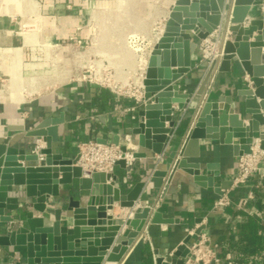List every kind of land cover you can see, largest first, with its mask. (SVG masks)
Returning a JSON list of instances; mask_svg holds the SVG:
<instances>
[{"label": "water", "instance_id": "1", "mask_svg": "<svg viewBox=\"0 0 264 264\" xmlns=\"http://www.w3.org/2000/svg\"><path fill=\"white\" fill-rule=\"evenodd\" d=\"M252 6L256 7L254 20L248 17ZM263 6L264 0L176 1L151 52L142 82L146 103L138 112V125L133 130L140 147L160 157L174 147L175 138L183 128L179 120L182 112L175 106L186 109L192 101L188 93L181 91L178 81L191 71L197 41L220 31L225 56L220 65L216 63L207 71L197 91L200 102L188 124L184 141L187 144L168 154L170 161L165 169L152 173L148 182L155 188L163 190L165 179L174 169L189 174L197 183L215 188V178L221 176L220 166L191 161L200 157L202 140H210L213 145H232L236 157L251 152L250 140L255 135L262 139L264 148ZM256 32L259 36L250 42ZM232 63L251 82V86L239 92L244 99L240 106L226 107L225 104H231L229 100L225 104L205 101L216 73L230 72ZM64 121L63 116L47 118L27 131V137H40L46 143L41 150L42 162L26 148L0 143V224L7 225L0 236V246L24 247L20 256L12 258L9 264H120L144 234L148 222L172 224L175 220L151 208L144 209L145 218L139 212L126 220L114 218V204L132 208L148 182L136 183L125 194L116 186L115 174L89 172L78 165L79 155L68 158L55 153L59 125ZM115 144H120L119 138ZM146 156V153H134L136 159ZM116 165L127 168L124 159ZM233 184V181L223 182L215 191L223 196ZM61 186L69 189L62 192ZM17 194H23L27 201L21 202ZM123 225L131 230L120 236L118 232ZM203 229L195 231V235L205 234L209 238ZM192 241L193 236L189 235L174 252L165 256L156 253L155 264H173L174 257L182 258L186 264L192 258L190 246L195 242ZM0 264H3L1 258Z\"/></svg>", "mask_w": 264, "mask_h": 264}, {"label": "crops", "instance_id": "2", "mask_svg": "<svg viewBox=\"0 0 264 264\" xmlns=\"http://www.w3.org/2000/svg\"><path fill=\"white\" fill-rule=\"evenodd\" d=\"M29 1L32 2V0ZM33 1L37 7L35 17H40V27L35 34L22 32L21 28L28 20L27 17L18 12L0 13V76L2 77L10 78L13 67L18 62L25 66L31 65V45L35 44L36 38L42 42L56 44L66 43L70 38L81 39L87 46H93V52L98 56L102 53L105 57L104 61H116L115 51H119L118 55L123 58L127 49L123 44L120 48H115L110 44L113 41L111 39L108 41L110 43L106 45L97 37V29L92 23L94 18L100 21V17L96 13L108 14L113 18L121 6L128 8L130 5L139 3L140 14L145 18L152 17V14L149 13V6L153 0ZM176 1L165 0L164 9L153 17L158 18L157 20L162 26L161 29L165 27V22ZM124 3L125 5H123ZM255 9L256 7L252 6L248 14V17L253 20L257 17ZM262 10H264V6ZM116 31L119 32L115 29L112 33H116ZM142 32L149 40H153L154 30L153 33L152 31L148 33L145 28ZM218 33L220 34V31H217ZM259 34V32L254 33L250 42H254L255 37ZM228 35L231 34L228 33ZM32 36H36V38L33 39ZM95 40H98L97 47L94 46ZM197 42L200 43L199 40ZM262 45L264 52V42ZM64 51H67V48ZM128 59L130 61L129 71L132 74L136 63L134 59ZM206 73V66L201 63V53L197 47L192 55L191 71L178 81L181 91L188 93L192 101L186 109L181 105L175 106L177 111L182 112L179 120L183 124V128L175 138L174 147L169 148L162 158L152 151L140 147L137 137L133 135V130L138 125V112L143 106L137 112H132L130 111L134 105L132 99L117 96L109 89L86 82L70 83L60 87L54 93L45 94L32 100L30 95L26 102H8L5 97L1 96L0 143L26 148L29 153H32V147L37 138L27 137V131L34 129L47 118L60 119L61 116L65 121L59 125V141L54 143V151L62 153L68 158H75L78 155V147L82 142L93 139L107 140L109 143L115 144L116 138H119L121 142L126 135H131L135 145L132 150L135 153H146L147 156L136 159L132 164H128L127 168L115 165L110 171L117 176L116 186L126 194L136 183L148 182L154 170L165 169L166 164L170 161L168 154L173 149L187 144V141L185 143L184 141L189 129L188 124L198 108L200 96L197 91ZM249 86H251L249 76L242 70H237L235 63H232L230 72L218 71L216 73L205 101L225 104L229 100L231 104H225L226 107L237 108L244 100L239 96V92ZM258 102H260V98H258ZM262 132H264V127ZM257 136L255 135V137ZM235 142L237 141L235 140ZM200 150V157L191 159V161H199L204 165L214 163L220 166L221 176L215 178V188L218 189L223 182L234 181L238 175L240 157L234 156L232 145H213L210 140H202ZM107 183L109 184V182ZM260 187L261 178L258 175L252 176L245 184H233L224 193L230 204L217 209L215 203L221 198V195L215 191V188L195 182L192 176L182 170H173L169 178L165 179L163 190L155 188L151 182H148L139 199L140 203L148 206L138 211L141 213L140 217L145 218L144 209L151 208L161 212L165 218L174 219L175 222L172 224L148 222L144 234L131 246L120 264H155L156 253L158 256H165L174 252L189 235L193 236V241L197 240L199 237L195 235V231L202 227L204 228L202 232L209 236L210 245L218 252V255L221 258L225 256L226 260L230 255L232 260L229 246L241 239V229L245 221L253 217L264 226V213L260 212L256 204L250 203L248 206H242V201L251 193L254 197L255 191ZM67 188L69 189L67 186H61L62 192ZM19 197L21 202L27 201L23 194ZM113 216L122 220L133 218L131 210L122 208L117 202L114 204ZM5 228L7 225L0 224V236L4 234ZM130 230L131 228L123 225L118 234L122 236ZM114 246L115 244L111 248ZM0 249V258L3 260V264H9L12 258L20 256V251L24 247L0 246ZM173 264H184V260L174 257Z\"/></svg>", "mask_w": 264, "mask_h": 264}, {"label": "built area", "instance_id": "3", "mask_svg": "<svg viewBox=\"0 0 264 264\" xmlns=\"http://www.w3.org/2000/svg\"><path fill=\"white\" fill-rule=\"evenodd\" d=\"M32 2L34 1L32 0ZM35 15L36 14L34 13L31 14V18H28L26 23L23 24L21 28L23 33L30 34L37 32V27L40 25V17H35ZM164 28H160L159 31H154L153 40H149V38L141 31L135 32L137 34H132L131 31L127 32V42L126 45L124 44L127 49V53L123 57V65L127 70L125 73L126 77L120 79L116 78L113 74H111V72L100 73L95 71L94 74H86L82 77L79 75L76 81L94 84L101 88L109 89L117 96L132 99L134 101V105L130 108V111L137 112V110L146 103L145 86L142 82L145 79L151 52L158 39L163 34ZM97 29H99L98 26ZM97 41L98 40H95V47L98 45ZM65 48H67V51H64ZM198 48L201 53V63L206 66L207 71L216 63L220 65L225 56L221 47V37L219 33L217 34V31L206 39L200 40ZM33 51H37L39 53L49 52L50 54L55 53L56 51L73 52L76 63L83 66V64H85V54L89 53V46L84 44L81 39L76 40L75 38H70L63 44L46 42L33 44L31 45V54ZM95 56H98V54H95ZM128 58L134 59L136 67H138L132 74L130 73L131 71H129L128 64L130 61ZM105 62L108 66L114 64L108 60ZM91 63L95 66L98 65L96 59L92 60ZM0 84L4 88L6 87L5 79L2 76H0ZM25 85L31 91V77L27 79ZM134 146V141L131 135H126L119 145L109 142L104 144L93 139L82 142L78 147V165L89 172L110 173L119 160L124 159L127 165L132 164L136 160L134 157L135 152L132 150V147ZM45 147L46 143L44 139L40 137L37 138L33 144L32 153L39 156L40 162L44 160V155L41 154V150ZM123 147H125V150ZM159 158L162 157L159 156ZM255 175L260 176L261 180L264 179V148H262V139L259 136L254 137L251 141V152L240 156L238 161V175L234 179L233 183L234 185L245 184L252 176ZM252 198L253 194L251 193L249 197L242 201V206H246L248 201ZM229 204L230 201L227 195H223L215 203V208H224ZM144 205L145 204L140 203V201H137L135 205L130 208L131 216H134L136 212L148 206L147 204L146 206ZM209 243L210 239L205 234L201 235L199 239L195 241L192 246H190L192 258L188 259L186 264H220L222 259L218 255V252L210 245L206 247ZM227 260L228 264H235L231 261L230 255L227 256Z\"/></svg>", "mask_w": 264, "mask_h": 264}, {"label": "rangeland", "instance_id": "4", "mask_svg": "<svg viewBox=\"0 0 264 264\" xmlns=\"http://www.w3.org/2000/svg\"><path fill=\"white\" fill-rule=\"evenodd\" d=\"M164 1L165 0H153L150 2L151 6H149V13L152 14L151 18H145L140 14L139 3L133 4L132 6L130 5L128 8H122L121 6V9L117 10L116 15H114L115 17L113 18L108 14L100 15L96 13V15L100 17V21H98L97 18H94L97 21L93 19L92 23L95 25L96 29L97 26L99 28L97 29V37H99V39L106 45L110 43L108 41L111 39L113 41H111L110 44L115 48H120L122 44L126 45V35L128 34V31H131L132 34H137L135 33L137 31L142 32L145 28L148 33L151 31L153 33V30L159 31L162 27L161 24H159L160 21L157 20L158 18L153 17L164 9ZM123 5H125V3ZM36 11V5L33 4V2H29V0H0V13L18 12L27 18H31V14H36ZM39 27L40 26L37 28ZM114 28L119 32L116 31V33H112V31L115 30ZM32 34L35 33L33 32L31 35ZM32 38L34 39L36 36H32ZM40 42L42 41H39V38H36L35 44ZM92 48L93 46L90 45L89 53L85 54V64H83V66L76 63L73 52L56 51L55 53L50 54L49 52L39 53L33 51L31 55V65H24L25 70L23 69L24 73L22 76H19V71L16 70V73H13L10 78L3 77L5 79L6 87L4 88L0 84V97H5L8 102H26L29 100L30 95L32 100L45 94L54 93L60 87L70 83H85L82 81H76V79L79 75L82 77L86 74H94L95 71L100 73L111 72L116 78L120 79L126 77L125 73L127 70L123 65L124 59L121 55H118L119 51H115L114 53L117 60L111 61L112 63H115L108 66L104 61V55L100 53L99 57L95 56L96 53L93 52ZM66 59H68V61H65ZM95 59L98 64L96 66L91 63L92 60ZM137 68L138 67H134V71ZM29 77H31V91L25 85Z\"/></svg>", "mask_w": 264, "mask_h": 264}, {"label": "trees", "instance_id": "5", "mask_svg": "<svg viewBox=\"0 0 264 264\" xmlns=\"http://www.w3.org/2000/svg\"><path fill=\"white\" fill-rule=\"evenodd\" d=\"M264 179L261 187L255 191L253 199L247 206L256 204L261 213H264ZM229 252L232 254V262L238 264H264V226L255 218L250 217L245 221L241 229V239L237 243H231ZM221 264H228L225 256L221 258Z\"/></svg>", "mask_w": 264, "mask_h": 264}, {"label": "bare ground", "instance_id": "6", "mask_svg": "<svg viewBox=\"0 0 264 264\" xmlns=\"http://www.w3.org/2000/svg\"><path fill=\"white\" fill-rule=\"evenodd\" d=\"M30 2V1H29ZM25 22V21H24ZM163 31H164V29H163ZM25 70V68H24V64L23 63H20V62H18V63H16L15 65H14V67H13V72H12V75H13V73H16V70H18L19 71V76L21 75L22 76V74L24 73V70Z\"/></svg>", "mask_w": 264, "mask_h": 264}]
</instances>
